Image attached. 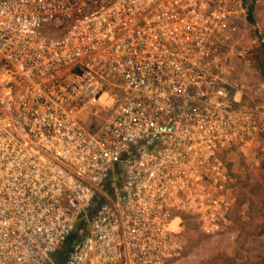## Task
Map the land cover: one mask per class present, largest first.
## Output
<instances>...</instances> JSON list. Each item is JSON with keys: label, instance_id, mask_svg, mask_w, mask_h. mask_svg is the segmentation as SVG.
<instances>
[{"label": "built area", "instance_id": "obj_1", "mask_svg": "<svg viewBox=\"0 0 264 264\" xmlns=\"http://www.w3.org/2000/svg\"><path fill=\"white\" fill-rule=\"evenodd\" d=\"M260 2L0 0V264L75 233L64 264H167L188 219L219 231L224 155L264 134L238 63Z\"/></svg>", "mask_w": 264, "mask_h": 264}, {"label": "rangeland", "instance_id": "obj_2", "mask_svg": "<svg viewBox=\"0 0 264 264\" xmlns=\"http://www.w3.org/2000/svg\"><path fill=\"white\" fill-rule=\"evenodd\" d=\"M254 6L255 23L245 27L239 51V72L248 82L245 99L248 109L264 121V78L247 58L249 51L264 43V0ZM117 93L116 98L112 94ZM108 110L85 117V125L94 131L109 117L122 98L120 89L110 90ZM229 165L230 209L215 221L219 231L205 233L202 220L188 219L182 255L167 264H264V134L255 135L246 146H233L224 155Z\"/></svg>", "mask_w": 264, "mask_h": 264}, {"label": "trees", "instance_id": "obj_3", "mask_svg": "<svg viewBox=\"0 0 264 264\" xmlns=\"http://www.w3.org/2000/svg\"><path fill=\"white\" fill-rule=\"evenodd\" d=\"M254 6L249 7V20L255 23ZM248 60L252 62L261 76L264 78V43L252 48L247 56ZM80 239L78 233L71 235L60 248L54 253L53 260L49 264H64L68 259L70 253L73 251L75 243Z\"/></svg>", "mask_w": 264, "mask_h": 264}]
</instances>
